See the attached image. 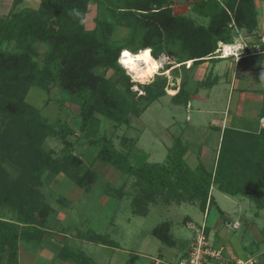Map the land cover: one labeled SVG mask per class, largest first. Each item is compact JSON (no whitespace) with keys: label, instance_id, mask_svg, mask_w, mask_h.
Masks as SVG:
<instances>
[{"label":"trees","instance_id":"16d2710c","mask_svg":"<svg viewBox=\"0 0 264 264\" xmlns=\"http://www.w3.org/2000/svg\"><path fill=\"white\" fill-rule=\"evenodd\" d=\"M38 1L37 9H18L23 0H12L7 15L0 18V264H18L20 242L37 246L45 242L54 211L42 191L44 176H64L74 187L88 191L99 179L93 169L96 162L134 178L136 193L131 205L136 216L145 215L148 204L157 200L196 203L204 212L215 204L213 188L251 202L256 214L264 210V123L256 131L224 128L210 170L202 164L189 167L184 159L188 148L179 138L163 162L132 164L130 145L123 144L129 148L123 153L101 132L102 119L114 128L128 125L130 115L139 118L167 95V78L158 76L143 87L140 103L134 101L136 95L130 86L119 85L123 78L128 82L117 64L122 48L135 51L151 47L154 58L165 55L173 59L177 67L171 74L181 69L182 76L170 100L173 105H186L192 94L189 83L194 69L206 61H219L213 58L218 43H232L229 26L246 36L255 33L253 0L194 1L192 13L206 19V26L195 24L188 16L174 15L172 7L177 0ZM92 4L103 6L105 15L95 18L94 28L87 30L85 16ZM117 27L127 30L125 38H114ZM108 71L113 73L110 77H106ZM210 73L197 83L193 93L215 84ZM34 87L45 92L58 89L61 96L77 100V125L71 127L60 117L50 123L27 103L26 96ZM261 94L260 121L264 120V92ZM62 105L63 99L59 107ZM47 138L60 141L59 153L45 149ZM79 144L93 147L89 166L81 152L75 153ZM107 190L114 200L120 198L121 189ZM52 194L60 207L69 204ZM150 234L165 246L175 245L170 223L158 225ZM85 239L113 245L91 232ZM55 257L70 264H96L62 242H57Z\"/></svg>","mask_w":264,"mask_h":264},{"label":"rangeland","instance_id":"374dc122","mask_svg":"<svg viewBox=\"0 0 264 264\" xmlns=\"http://www.w3.org/2000/svg\"><path fill=\"white\" fill-rule=\"evenodd\" d=\"M194 1L196 0H178L176 2L177 7H172L175 11L174 13L175 15L188 16L195 24L206 26V19L200 18L192 13ZM11 3L12 0H0V18L7 15ZM38 6V0H23L22 4L18 6V9H37ZM104 15L105 10L103 6L95 4L90 5L85 16V29L92 30L95 26L94 19ZM229 29L231 30L230 35H232V42H234L235 35H237L234 26ZM237 31L241 33L243 39H247L245 38L246 34L242 30ZM126 35L127 30L124 27H117L115 29V39L121 37L125 38ZM40 52H42V50H40ZM159 61L163 66L159 69V74L155 76V78L158 76H165L167 78V95L157 102H154L139 116V118L130 115L128 125L114 128L111 122L102 119L101 132H103L106 137L111 138L117 150L125 153L129 148L131 149L130 160L132 164L136 161L138 163L144 161L148 163H161L165 159L168 149L175 142L176 138H179L183 146L192 149L193 152L195 151L192 156L188 154L187 156L189 157L187 159H185L184 156L189 167L194 169L198 164H204L205 168L207 167V169L210 170L211 167L208 166V163L210 164V160L217 149L219 141L215 142L213 136L209 139L207 136L204 138V133L213 132L210 124H216L218 120L223 118L226 104L228 108L225 113L232 112L231 115L234 117V125L240 122L241 126L251 123L248 127L252 129L257 127L258 122H260L259 114L262 108V102L258 107L257 98L261 99L259 97H262L263 99L261 93L264 92V83H260L257 93H255L258 95L255 101L256 104L249 103L243 105L240 103L238 105L237 103L238 110L236 112L235 108H237V105L235 99L237 95H235L234 90H237L239 79L237 78L234 80L237 70L233 64L234 60L228 58L214 61L210 64H220L225 68L223 72L224 80L219 79V83L211 89H206L205 87L199 88V95L193 98L191 95L189 103L186 105L184 103L173 105L170 100L173 94L171 92H173V89L180 83L182 71L180 69L177 74H171L170 70L177 66L173 59L165 55H161ZM253 61L256 63V72L259 74L262 71L258 66L261 62L263 63V57L255 58ZM190 63V61L187 62L184 66L185 69H188ZM169 67L171 68L165 71V69ZM112 74L111 71H108L106 77H110ZM259 75H261V73ZM125 76L128 82L123 78V81L119 82V85H123L124 87V85L128 84L130 86V92L136 95L132 98L139 104L138 96L144 95L143 87L146 84L133 82L128 75L125 74ZM231 77L233 82L230 86L229 82ZM258 77L262 79L261 76ZM155 78L152 81H154ZM134 83L138 89L136 91H133ZM254 86V83L246 84V87L251 90H254ZM201 98L205 100H201ZM62 99L64 100V105L60 108L59 103ZM26 102L36 108L50 123L60 117L68 121L71 127L77 125L79 102L69 97L61 96L58 89L51 88V90L45 92L40 88L34 87L30 89L26 96ZM187 105H190V108H187ZM187 117L189 118L188 120ZM211 118L216 119V122L212 121ZM224 123L225 121L223 120V125ZM223 125L221 122L220 127ZM188 129L189 131L193 130L192 136L195 141L190 140L192 138H189V134H187ZM68 139L73 141L75 138L69 137ZM125 143L130 145L129 148H125V146H127ZM123 144H125V146H123ZM44 147L46 150H53L59 153L62 144L58 139L47 138ZM76 149H78V151L75 153L78 154L81 152L86 166H89L94 157V154L91 152L93 147L86 144H79ZM204 151L206 154H203ZM204 161H206V163H204ZM93 169L99 174V179L88 191L74 187V184L64 176H52L50 174L44 176V187L42 191L46 195L45 201L50 204L54 211L51 220L56 224L58 223V219L63 222L59 228H54L53 226L57 233H53L52 227L49 228V230L52 231V237L55 236L57 241L62 238V243L70 244L73 249L82 252L96 264H133V262L134 264H148V260L150 259L153 260L149 261L150 263L157 262L156 260L159 259V264H177L180 253L182 252L181 248L187 249L186 252H188L192 247L193 240H196L199 235L197 231L202 225L205 227L206 236L199 235L200 238L204 237V239L201 238L199 241L204 242L207 247L216 249L213 244H217L218 242L221 244L226 237L228 239L232 238L233 241L237 242L245 255L250 256V258L253 256V259L255 258L257 263L262 264L264 255L258 253L256 249L259 248L260 245H257L255 242L261 240V236H264V210L256 214L254 205L251 202L240 196H227L213 188L211 194L214 197L215 204H213L209 210L210 220L213 217L220 216V222L222 221L221 227H225L226 232L224 231L225 234L223 232L219 233V230L212 228L211 234L207 235L206 227L209 225L207 224V219L205 218L206 220H204V212L198 207V204L188 202L179 205L175 203L167 204L157 200L156 203L148 204L147 213L145 215L136 216L132 214L133 207L131 205V200L136 193L132 185L135 182L134 178L117 173L115 170L110 169L109 166L99 162L93 165ZM62 179H65L70 186L66 185V182L59 185ZM111 187L117 189V191L121 189V196L119 199L114 200V196H109L111 191L107 189ZM67 189L68 192L66 193ZM59 192L65 196L67 195L65 199H67L69 204L66 207H60L55 203L53 194L51 195V193H54L57 197L62 196ZM217 210L219 212L222 211V214H219ZM187 219L191 222L192 229L190 225L185 224ZM223 221H227L225 226L223 225ZM244 222L254 224V227L256 226L260 229L259 231H262L261 235L255 230L246 231L244 226H242L245 225ZM162 223H170L171 225V233L175 241L173 247L163 245L150 234L155 227ZM214 224L215 223H213V225ZM62 226L66 228L64 229ZM239 227L241 228L239 229ZM89 232H91L93 236L106 237L113 245L110 247H103L87 241L85 237H87ZM48 239L49 238H45V242L41 246L33 244L37 249L34 250L35 254L39 253L38 250H40L41 247L47 246ZM263 248L264 244L259 252H262ZM56 249L57 248H55V250ZM36 256L37 259L34 264H52L54 260L53 258L44 259L46 256L43 255ZM158 256H161V259ZM186 256L187 253L184 254L183 257Z\"/></svg>","mask_w":264,"mask_h":264},{"label":"crops","instance_id":"0c3cea01","mask_svg":"<svg viewBox=\"0 0 264 264\" xmlns=\"http://www.w3.org/2000/svg\"><path fill=\"white\" fill-rule=\"evenodd\" d=\"M220 1H223V0H220ZM253 3H254L255 12H256L257 27H256V31H255L254 34L245 37V38H247V40L249 39L251 41H254V40L258 39L261 36H264V0H253ZM176 5L173 6V7L174 8L177 7ZM172 10H173V14L175 15V13H174L175 11H174L173 8H172ZM234 29H236V28L234 27ZM251 51H252V53H255V55H251V56L247 57L246 59H244V60H242L240 62H237V63H235V61L233 62V64L237 68V70H236V77L234 78V80H236L237 78L239 79L238 80V85H237L238 86L237 87V90H234V87H233V90L235 91L234 93H235V95H237V97L235 99L236 105H237V103H238V105L240 103H242L243 105L244 104L246 105V104H249V103L250 104L251 103L252 104H256L255 101H256V97H258V95L255 94V93H257V89L259 88L260 83H264V79H260L258 77V76H261V75H259L260 73L261 74H264V61H263V63L261 62V64L258 63V64H260L258 67H260V69L262 71L259 74H258V72H256V63H255V61H253L255 58H259V57H263V60H264V52H263V49L260 48V50L258 51L256 48H252L251 47ZM210 63H211L210 61H206V62L202 63L201 65L197 66L196 69L194 70L193 77H192V82L189 83V86H190L189 88H191V90H192V94H191L192 95V98L195 97L196 95H199L198 94L199 93V89L196 90L195 93H193V91L195 89V85L198 82L202 81L204 78H206L207 75L209 74V72H211L210 73V78L213 79V82L215 83L212 87L216 86L219 83L218 82L219 79L220 80H224L223 79V77H224V73L223 72H224V69L225 68L222 65H220V64H217V65H214L213 64L212 65ZM188 66H190V65H188ZM225 74H227V73H225ZM232 80L233 79L231 77L230 82H229L230 86L232 85V82H233ZM247 83H254L255 84L254 90L248 89L246 87V84ZM234 86H235V82H234ZM211 88H209V89H211ZM171 93H173L171 95V96H173L176 93V91H173ZM259 98L262 99V97H259ZM198 99H199V97H198ZM202 99L203 98H201V100ZM205 99H206V96H205ZM205 99H203V100H205ZM261 99H258L257 98L258 107L261 105V102H262ZM238 105H237V108H235L236 109V112L238 110ZM230 106L232 107V104L231 103H230ZM227 108H228V105L226 104L225 110H224V116H223V118L221 120H218L216 124H210V126L216 127L217 130H212L213 132H211V133L205 132L204 133V136H203L204 138H206V136H207L208 139H209V138H211V136H213L215 138V142L216 141H220L221 131L224 128H234V129H239V130H243V131H256L259 128L260 122H258V126L255 127V128H253V129L250 128V127H248V125H250L251 123H249L248 125L246 124V125H242L241 126V124L239 122V123H236V125H234V123H233L234 122V117H232V115H231L232 112L225 113V111H226ZM212 114L215 115L214 113H212ZM188 119L189 118L187 117V120ZM211 119H212V121L216 122V119H214V118H211ZM223 120L225 121L224 125H223ZM240 121H243V120H240ZM221 122H222V125H223L222 127H220V123ZM192 131L193 130H191V131H189V129L187 130V134H189V138L190 137L192 138L190 140H194V137L192 136V133H193ZM189 138H186V139H189ZM217 150H218V145H217V149H216L215 153L213 154L212 159L210 160L211 161L210 164L208 163V166L209 167H212L214 165V163H215L216 155H217ZM194 153H195V151L193 152L192 149H188V151H187V153L185 155V159H187L189 157V156H187L188 154H191L190 156H192V154H194ZM203 154H206L205 151H204ZM204 163H206V161H204ZM62 180L60 181L59 185H62L63 182H66L65 179H62ZM66 185H69V184L66 182ZM67 192H68V189L66 190V193ZM59 194H61V193L59 192ZM61 195L63 196V198H66L67 197V195L65 196L64 194H61ZM209 210H210V207L209 208H206L205 211H204V213H203L204 220L207 219V224L209 225L208 227H206V229H207V235H210L211 234V229L212 228H214V229L216 228V230H219V233L220 232H223L225 234V232H226L225 230L226 229H225V227H221V225H222L221 222L222 221L220 222V216L219 217H213L210 220V215H209V212L210 211ZM261 212H263V211H261ZM219 214H220V212H219ZM52 216L53 215H51L50 218H49V223L50 224H48V225H49L50 228L52 227L53 233H57V231L54 228H59L63 224V222L56 217L58 219V223L57 224L54 223L51 220ZM226 222L223 221V225L224 226H225V223ZM213 223H215V224L213 225ZM185 224L190 225V228L192 229L191 222H189V219L186 220V223ZM244 224L245 225H242V226H244V228H245L246 231L255 230L258 234L261 235L262 231H259L260 229L257 228L256 226L254 227V224H248V222L247 223L244 222ZM53 226H54V228H53ZM62 227L64 229L66 228L64 226H62ZM240 228L241 227H239V229ZM51 232L52 231L49 230V233L45 236V238H49L48 239L47 246L46 247H41L40 250H38V252H39L38 254H35L34 250H37V249H36V247L33 244H28V243H25V242H20L18 244V254H19L18 264H34L35 263V260L37 259V256L36 255L46 256V258H44V259H51V258H53L54 260H53L52 264H70L68 262H62V261H60V260H58V259L55 258L56 252H57V249L55 250V248H57V242H61L62 238L58 239V241H57L55 239V236L52 237ZM193 236H195V235H193ZM255 243L257 245H260V247L256 249L258 251V253H260L261 255H264V248H263L262 252H259V250L262 248V246L264 244V236H261V240L255 242ZM100 246H103L104 247V246H107V245H100ZM213 246H215V248H217L218 246H219L218 248H221L222 247L224 249V256L226 258H228V259H247V258H250V256L245 255V253L241 251L240 246L237 244L236 241H233L232 238L228 239L226 237V239L224 240V242H222L221 244L219 242L217 244L215 243V244H213ZM180 247H181V245H180ZM181 250H182V252L180 253L179 259L182 258L184 256V254L187 253L186 252L187 249L181 248ZM158 257L161 259V256H158ZM252 258H253V256H252ZM254 260H255L256 264H259V263H257V261H256L255 258H254ZM149 261H153V260L152 259L148 260V264H159L160 263V260L159 259L156 260L157 262H153V263H150ZM133 264H134V262H133ZM262 264H264V260L262 261Z\"/></svg>","mask_w":264,"mask_h":264},{"label":"built area","instance_id":"2783aa9c","mask_svg":"<svg viewBox=\"0 0 264 264\" xmlns=\"http://www.w3.org/2000/svg\"><path fill=\"white\" fill-rule=\"evenodd\" d=\"M232 27V26H229ZM236 38L234 42L230 44H224V43H218L217 49L214 53L213 58L217 60H224V59H233L235 63H237L242 58H247L251 55H255V53H252L251 47L256 48L258 51L261 47H263L264 52V36H261L258 38V40H247L243 39L241 37V33H239L236 29ZM225 45H241L239 49H236L235 55H228L225 56L223 54ZM187 108H189V105H187ZM261 124L264 123V120L260 121ZM237 229V228H236ZM200 236H206L205 235V227L202 225L200 229L197 231ZM197 236L196 240H193L192 247L188 250L187 256L180 258L177 262V264H256L255 260L253 258H247V259H228L224 256V249L221 248H209L206 246L204 242H200L199 240L201 238L204 239V237ZM204 243V244H203Z\"/></svg>","mask_w":264,"mask_h":264},{"label":"clouds","instance_id":"9594fccd","mask_svg":"<svg viewBox=\"0 0 264 264\" xmlns=\"http://www.w3.org/2000/svg\"><path fill=\"white\" fill-rule=\"evenodd\" d=\"M81 23H84V21L81 20ZM240 47L242 46L225 45L223 54L225 56L235 55L236 51L234 50ZM152 52L153 49L151 47L137 48L135 51L130 48H122L117 58V64L129 76L131 81L141 84L151 83L155 76L159 74V69L163 66L158 58L153 57ZM261 78L264 79V74H261ZM136 90L138 89L134 83L133 91Z\"/></svg>","mask_w":264,"mask_h":264}]
</instances>
